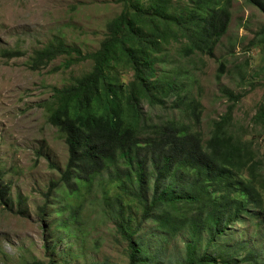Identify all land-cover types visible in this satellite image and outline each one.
I'll return each instance as SVG.
<instances>
[{
	"label": "trees",
	"instance_id": "obj_1",
	"mask_svg": "<svg viewBox=\"0 0 264 264\" xmlns=\"http://www.w3.org/2000/svg\"><path fill=\"white\" fill-rule=\"evenodd\" d=\"M245 1L264 9L262 0ZM121 2V13L107 21L94 52L83 53L57 37L35 50L31 59L33 69L60 56L68 57L66 68L84 60L92 63L72 85L54 87L44 102L49 122L64 135L69 156L47 197L68 198L67 205L74 199V207L63 208L74 218L84 197L82 189L100 188L115 233L127 241L128 264H162L160 255L139 243L145 224L165 244L185 234L183 253L174 264H264V250L254 252L238 244L229 230L254 219L264 233L263 162L250 142L231 129L233 108L241 95L222 89L229 104L203 139L196 130L200 104L179 84L182 78L188 83L191 75L183 66L167 73L156 67L169 63L160 54L173 43L179 60L187 61L194 53L210 55L227 31L232 0ZM259 33L264 42V27ZM1 52L5 58L23 55L15 49ZM217 70L218 78L224 64ZM143 102L159 107L163 118H149ZM253 122L264 126L261 105ZM104 176L108 181L103 182ZM7 191L0 187V201ZM125 208L140 211L134 225L133 214H126ZM61 226L66 229V222ZM222 244L229 245L224 254ZM208 249H214L213 255ZM28 264L59 263L50 258Z\"/></svg>",
	"mask_w": 264,
	"mask_h": 264
},
{
	"label": "rangeland",
	"instance_id": "obj_2",
	"mask_svg": "<svg viewBox=\"0 0 264 264\" xmlns=\"http://www.w3.org/2000/svg\"><path fill=\"white\" fill-rule=\"evenodd\" d=\"M121 1L0 0V187L8 189L7 197L0 201V264L48 262L50 258L59 264H128L127 241L115 233L113 217L102 206L100 188L82 189L84 197L74 218L63 211L65 206L76 205L74 199L67 205L68 198L47 197L50 186L65 171L69 156L64 135L49 122L44 102L51 98L54 87L72 85L75 78L91 70L92 63L84 60L66 68L63 63L68 57L60 56L39 69L30 66L35 50L57 37L83 53L97 50L107 21L122 11ZM171 2L180 4L181 0ZM230 12L227 31L210 55L194 53L187 61L179 60L173 43L160 54L169 63L156 67L167 73L183 66L191 75L192 83L182 78L179 84L200 104L196 130L203 139L229 104L222 89L241 95L233 108L231 129L250 142L264 167V126L253 122L258 106L264 109V42L259 33L264 27V9L232 0ZM2 49L20 50L23 55L5 58ZM220 63L224 73L217 78ZM142 110L153 121L156 116L163 118L159 107L149 108L143 102ZM124 211L133 214V225L137 223L140 211ZM256 224L247 219L231 226L232 240L261 252L264 233ZM150 227L145 224L139 243L160 255L162 264H174L183 253L185 234L169 238L165 244ZM228 246L222 244L221 253ZM213 253L210 249L208 254Z\"/></svg>",
	"mask_w": 264,
	"mask_h": 264
}]
</instances>
